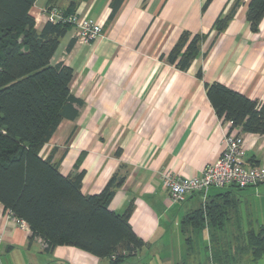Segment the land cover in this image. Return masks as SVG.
Returning a JSON list of instances; mask_svg holds the SVG:
<instances>
[{"label": "crops", "instance_id": "1", "mask_svg": "<svg viewBox=\"0 0 264 264\" xmlns=\"http://www.w3.org/2000/svg\"><path fill=\"white\" fill-rule=\"evenodd\" d=\"M111 1L36 0L31 8L38 31L51 4L103 25L102 35L89 43L78 41L72 27L60 39L50 63L72 69L70 92L81 105L74 120L61 121L40 154L52 155L63 176L83 171L85 196L99 194L114 175L123 177L108 209L122 214L131 206L129 225L146 244L123 264L183 261V223L199 210L203 224L193 234L191 251L197 263L210 264L206 248L212 234L225 249L226 240L243 239L264 225V183L211 188L204 197L192 194L176 203L160 173L198 176L219 158L231 130L243 136L242 162L264 167V134L243 133L217 118L205 93V84L219 83L264 103V16L252 31L246 20L250 0H124L109 19ZM218 18H226L219 32ZM182 32L203 36L186 71L165 59ZM7 213L0 207V264H108L69 246L44 252L41 241L29 243V230ZM249 264H264V256Z\"/></svg>", "mask_w": 264, "mask_h": 264}, {"label": "trees", "instance_id": "2", "mask_svg": "<svg viewBox=\"0 0 264 264\" xmlns=\"http://www.w3.org/2000/svg\"><path fill=\"white\" fill-rule=\"evenodd\" d=\"M35 1L0 0V207L24 221L29 243L39 239L46 253L69 246L108 264L126 263L146 244L129 225L131 206L122 214L108 209L123 177L114 175L99 194L85 196L81 193L83 171L63 176L52 155L43 158L40 154L61 121L76 118L81 102L70 92L72 69L50 63L71 26L46 22L36 30L30 13ZM123 1H111L109 19ZM263 16L264 0H250L246 20L252 31L257 30ZM225 23L226 18H218L215 30L219 32ZM202 40L199 34L182 32L166 61L186 71L199 54ZM205 93L217 118L243 133L264 134V103L219 83L205 84ZM78 165L75 163V170ZM202 224L201 210L186 217L182 231L186 254L177 264H201L191 250L193 234ZM241 241V246L223 250L212 234L206 248L210 264H249L263 257L264 225L246 233Z\"/></svg>", "mask_w": 264, "mask_h": 264}, {"label": "built area", "instance_id": "3", "mask_svg": "<svg viewBox=\"0 0 264 264\" xmlns=\"http://www.w3.org/2000/svg\"><path fill=\"white\" fill-rule=\"evenodd\" d=\"M43 15L46 22L69 24L74 29V37L82 43L92 42L103 33L102 23L76 13L65 14L56 6L45 9ZM223 142L224 149L219 158L206 166L198 176L183 177L168 171L160 173L163 187L172 202H184L192 194L204 197L211 188L234 187L243 190L264 183L263 166H249L242 162L245 150L242 134L235 130L226 131ZM7 214L20 229L28 230L24 221Z\"/></svg>", "mask_w": 264, "mask_h": 264}, {"label": "rangeland", "instance_id": "4", "mask_svg": "<svg viewBox=\"0 0 264 264\" xmlns=\"http://www.w3.org/2000/svg\"><path fill=\"white\" fill-rule=\"evenodd\" d=\"M241 240H242V237L240 238V241L239 240H226L224 243H226L225 244L226 246H229V247L235 249L236 246H239V245L241 246L243 244V242ZM226 248H228V247H226ZM223 250H225V249H223Z\"/></svg>", "mask_w": 264, "mask_h": 264}]
</instances>
